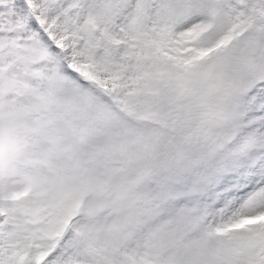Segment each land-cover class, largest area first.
<instances>
[{
  "label": "snow or ice",
  "instance_id": "snow-or-ice-1",
  "mask_svg": "<svg viewBox=\"0 0 264 264\" xmlns=\"http://www.w3.org/2000/svg\"><path fill=\"white\" fill-rule=\"evenodd\" d=\"M3 93L0 264H264V0H0Z\"/></svg>",
  "mask_w": 264,
  "mask_h": 264
},
{
  "label": "clouds",
  "instance_id": "clouds-1",
  "mask_svg": "<svg viewBox=\"0 0 264 264\" xmlns=\"http://www.w3.org/2000/svg\"><path fill=\"white\" fill-rule=\"evenodd\" d=\"M5 55L13 56L26 65L38 64L44 54L38 49L17 54L8 50ZM30 143L23 139V124L14 101L7 93L0 94V178L14 175L16 166L30 154Z\"/></svg>",
  "mask_w": 264,
  "mask_h": 264
}]
</instances>
